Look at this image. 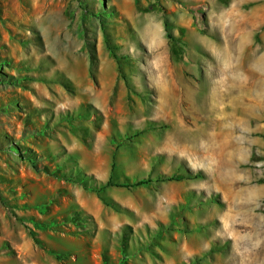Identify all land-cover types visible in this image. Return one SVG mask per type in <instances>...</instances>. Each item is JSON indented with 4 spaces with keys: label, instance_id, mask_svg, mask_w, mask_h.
Wrapping results in <instances>:
<instances>
[{
    "label": "rangeland",
    "instance_id": "374dc122",
    "mask_svg": "<svg viewBox=\"0 0 264 264\" xmlns=\"http://www.w3.org/2000/svg\"><path fill=\"white\" fill-rule=\"evenodd\" d=\"M0 264H264V0H0Z\"/></svg>",
    "mask_w": 264,
    "mask_h": 264
},
{
    "label": "bare ground",
    "instance_id": "6f19581e",
    "mask_svg": "<svg viewBox=\"0 0 264 264\" xmlns=\"http://www.w3.org/2000/svg\"><path fill=\"white\" fill-rule=\"evenodd\" d=\"M170 90H168V92H169ZM220 92V91H219ZM178 93V92H177ZM214 94V93H213ZM218 94V93H217ZM217 94H216V96H217ZM183 95V94H182ZM219 95V94H218ZM225 95V94H224ZM227 95V94H226ZM221 96V95H220ZM207 97H209V96H207ZM210 97H211V95H210ZM223 97V96H222ZM232 99H233V97H232ZM166 101H168V99H165ZM252 100V99H251ZM251 100H249L248 101V109L249 108H251V106H249V105H251L250 103H251ZM216 101V100H215ZM221 101H223V100H221ZM236 100H234V102H235ZM169 102V101H168ZM194 103H195V101H194ZM212 103V102H211ZM210 106H212L211 104H210ZM237 106H239L238 104H237ZM223 107V106H222ZM169 108V107H168ZM165 109V108H164ZM219 109V108H218ZM247 109V108H246ZM217 110V109H216ZM239 110H240V108H239ZM250 110V109H249ZM243 111V110H242ZM219 114H221V112L223 113V111H217ZM216 112V113H217ZM245 112V111H244ZM239 114V113H238ZM241 114H242V112H241ZM240 115V114H239ZM223 116H225V115H223V114H221L220 115V117H219V115L218 116H215V117H212V116H210V117H212V119L210 120L212 123H214V125H216V127L218 126V129H217V131H214L212 134H210V133H208V132H206V131H202L203 133H201V136H205V142H206V147L207 148H209L208 149V151H216L218 148H220V149H222V150H225L227 147H229V146H231V141L230 140H226L228 137H231L232 136V131L230 132V131H227V130H220V128H221V126H222V121L224 120L223 119ZM233 116V115H232ZM230 118V117H229ZM209 121V120H208ZM208 133V134H207ZM199 134V133H198ZM208 136V137H207ZM175 137H179L178 135H176ZM223 138V140H224V142H219V139L220 138ZM207 140L209 141V142H207ZM226 140V141H225ZM219 142V143H218ZM176 146L177 147H180V146H183L182 144H176ZM240 226V225H239Z\"/></svg>",
    "mask_w": 264,
    "mask_h": 264
},
{
    "label": "trees",
    "instance_id": "16d2710c",
    "mask_svg": "<svg viewBox=\"0 0 264 264\" xmlns=\"http://www.w3.org/2000/svg\"><path fill=\"white\" fill-rule=\"evenodd\" d=\"M165 26H166L167 31H168V22L167 21L165 22ZM167 35H168V38L170 40V47H171L172 53L175 54V55H179L181 52H183V46L177 40L176 36H174V34H171L169 31H168ZM178 45H180V46H178ZM110 49L112 50L111 47H110ZM114 56L117 58L116 54H114ZM63 84L66 85L67 87H72V86H70V84H67V82L63 81ZM13 146H14V149L17 150L18 144H14ZM182 178H183V176H177V177H171V178H169V180H173V179L177 180V179H182ZM149 182H150V180H144L143 179V180H139L138 182H135L134 184L121 183V182L114 181L113 177L111 176L109 178V180L101 188L97 189V191L101 192V189H104V188L109 187V186H125V187H129V186H132V185H144V184H148Z\"/></svg>",
    "mask_w": 264,
    "mask_h": 264
}]
</instances>
